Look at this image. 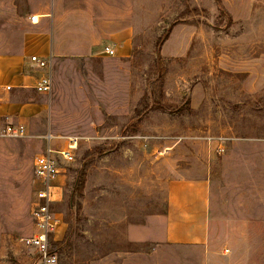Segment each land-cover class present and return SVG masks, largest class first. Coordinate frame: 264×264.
Listing matches in <instances>:
<instances>
[{
	"label": "rangeland",
	"instance_id": "374dc122",
	"mask_svg": "<svg viewBox=\"0 0 264 264\" xmlns=\"http://www.w3.org/2000/svg\"><path fill=\"white\" fill-rule=\"evenodd\" d=\"M47 13L37 26L55 18L61 39L49 111L0 138V264H33L48 134L79 137L56 264H264V0H0V53ZM121 30L129 53L106 55Z\"/></svg>",
	"mask_w": 264,
	"mask_h": 264
},
{
	"label": "built area",
	"instance_id": "2783aa9c",
	"mask_svg": "<svg viewBox=\"0 0 264 264\" xmlns=\"http://www.w3.org/2000/svg\"><path fill=\"white\" fill-rule=\"evenodd\" d=\"M32 22H38L39 17L33 15ZM104 52L108 56L116 55L114 47L107 45ZM32 66L41 71L34 88L41 94H50L53 91L54 79L52 74L53 55H31ZM28 134V128L21 123H0V138H21ZM47 145L44 151L38 153L34 159L35 200L32 206L34 232L23 238L27 248L32 251L33 264H56L58 254L53 249V240L62 217L53 209L55 203L61 200V183L59 177L67 165L76 159L79 148V137L68 136L65 142L55 139L57 136L48 134ZM219 149L223 151L224 145Z\"/></svg>",
	"mask_w": 264,
	"mask_h": 264
},
{
	"label": "crops",
	"instance_id": "0c3cea01",
	"mask_svg": "<svg viewBox=\"0 0 264 264\" xmlns=\"http://www.w3.org/2000/svg\"><path fill=\"white\" fill-rule=\"evenodd\" d=\"M39 17L38 22H32L33 28L26 32L22 48L19 52L0 53V123H21L29 129H34L36 119L49 111L47 94L37 92L34 85L41 71L32 66L31 55H56L54 48L61 40L57 21L54 18L50 28L37 26L41 16L47 14H33ZM130 30H121L116 38L120 49L116 55H127L131 41ZM22 90L32 91L29 99L21 97ZM60 182V180H59ZM61 183V182H60ZM172 230V229H171Z\"/></svg>",
	"mask_w": 264,
	"mask_h": 264
},
{
	"label": "trees",
	"instance_id": "16d2710c",
	"mask_svg": "<svg viewBox=\"0 0 264 264\" xmlns=\"http://www.w3.org/2000/svg\"><path fill=\"white\" fill-rule=\"evenodd\" d=\"M164 38V37H163ZM163 38L161 37V41H160V43L158 44V50H157V53H158V56L160 57V59H162V56H161V43H163L162 41H163ZM166 72V68H164V69H161V75L162 74H164ZM160 103H158V105H159ZM161 105V104H160ZM157 107H161V106H157ZM139 111V110H138ZM78 182H79V180H78ZM81 182V181H80ZM78 190H80V185L78 186Z\"/></svg>",
	"mask_w": 264,
	"mask_h": 264
}]
</instances>
